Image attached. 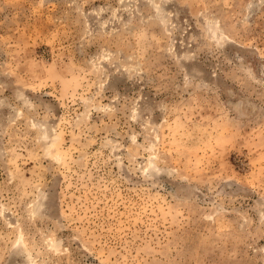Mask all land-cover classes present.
<instances>
[{
    "label": "rangeland",
    "instance_id": "obj_1",
    "mask_svg": "<svg viewBox=\"0 0 264 264\" xmlns=\"http://www.w3.org/2000/svg\"><path fill=\"white\" fill-rule=\"evenodd\" d=\"M0 264H264V0H0Z\"/></svg>",
    "mask_w": 264,
    "mask_h": 264
}]
</instances>
